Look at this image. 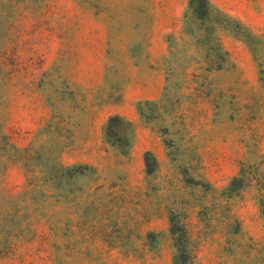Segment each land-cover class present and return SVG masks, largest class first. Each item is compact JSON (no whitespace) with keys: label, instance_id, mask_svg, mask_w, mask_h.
<instances>
[{"label":"rangeland","instance_id":"1","mask_svg":"<svg viewBox=\"0 0 264 264\" xmlns=\"http://www.w3.org/2000/svg\"><path fill=\"white\" fill-rule=\"evenodd\" d=\"M188 2L0 0V264H264V0Z\"/></svg>","mask_w":264,"mask_h":264},{"label":"trees","instance_id":"2","mask_svg":"<svg viewBox=\"0 0 264 264\" xmlns=\"http://www.w3.org/2000/svg\"><path fill=\"white\" fill-rule=\"evenodd\" d=\"M189 10L192 15L200 20L208 18L212 7L209 0H189L188 2ZM155 105L156 103H151ZM138 114L141 118L152 119L151 115L144 114L143 104L139 103L137 107ZM123 123V118L119 115H112L108 118L105 125V137L108 142L111 144H119L121 137L118 133V129ZM147 166V173H151L155 169V159H152V162L149 163L148 159L145 161ZM65 175L66 172L69 175H75V166L70 168H64ZM246 174L239 173L238 176L233 177L229 186L226 188L228 192H233L235 190L241 189L245 183ZM238 184V186L236 185ZM185 214L177 209H170L168 211V234L172 241V246L174 248L172 262L171 264H193L194 261V249L191 242L190 232L186 223Z\"/></svg>","mask_w":264,"mask_h":264}]
</instances>
